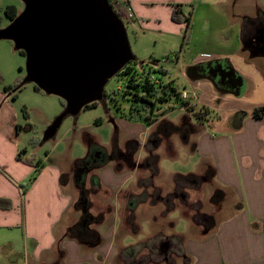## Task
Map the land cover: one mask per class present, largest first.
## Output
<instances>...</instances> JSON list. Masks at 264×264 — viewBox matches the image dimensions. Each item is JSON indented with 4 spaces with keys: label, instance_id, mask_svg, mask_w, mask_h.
Segmentation results:
<instances>
[{
    "label": "crops",
    "instance_id": "obj_1",
    "mask_svg": "<svg viewBox=\"0 0 264 264\" xmlns=\"http://www.w3.org/2000/svg\"><path fill=\"white\" fill-rule=\"evenodd\" d=\"M122 4L126 17L152 23L171 35L185 24L172 19L174 4H181L182 12L188 4L196 5V10L202 7L200 18L192 10L187 33L190 49L195 41L203 46L198 54L191 51L189 63L181 66L190 92L179 89L188 93V107H198V117L183 113L178 123L167 113L151 124L118 118L115 129L120 136H115L113 152L93 149L97 146L90 147L85 134L75 137L76 132L74 137L55 133L53 144L44 147L41 135L48 140L46 130L31 135L24 123L29 113L23 121L13 122L18 113L3 91L14 83L3 84L0 199H5V207L0 205V264H264V116H254V109L264 106V0H122ZM205 65L228 72L235 83L228 89L219 86L214 71L200 69ZM212 113L221 120L228 115L226 123L207 124ZM172 135L196 157L197 172L190 174L206 181L210 173L234 205L228 206L224 219L208 223L193 221L177 208L189 222L188 229L177 233L165 228L164 234L175 236L176 244L167 248L164 244L155 255L143 258L139 248L156 232V206H150L136 230L125 231L121 194L137 187V164L146 158L147 146L156 150L164 143L167 154L175 157ZM76 145L88 153L80 157ZM135 147L146 156L137 155ZM18 155L40 160L39 172ZM88 156L89 163L79 167ZM91 185L96 191L88 192ZM143 227L147 231L142 240L126 238V234L135 237ZM175 248H179L176 256ZM158 256L163 260L156 262Z\"/></svg>",
    "mask_w": 264,
    "mask_h": 264
},
{
    "label": "rangeland",
    "instance_id": "obj_2",
    "mask_svg": "<svg viewBox=\"0 0 264 264\" xmlns=\"http://www.w3.org/2000/svg\"><path fill=\"white\" fill-rule=\"evenodd\" d=\"M110 4L114 12L121 17L124 23L133 60L137 62V69L142 71L156 66L166 67L169 73L164 77V81L167 82L174 79L179 89L190 92L189 86L181 76V66H185L186 63H189L188 60L191 56L190 52L196 53L201 51L203 44L195 41L190 49L191 44H189V34L187 33L186 24L180 26L181 31L178 34L171 35L168 34L167 30L157 28L152 25V23L144 24L135 18L126 17V6L122 4V0H110ZM8 5H14L18 9L22 8L20 12L24 11L26 8V4L22 0H0V28H5L11 23L10 18H8L5 13V9ZM201 8L202 7L196 10V5L192 6L188 4L185 6L183 12L185 15H192L193 10V12H197V18H200L203 16ZM0 69L4 71V74L2 73L4 75L3 84L15 83L17 81L21 82L20 86L16 87L12 85V89L8 91H3V84H0L2 85L0 87L3 91L4 98L12 104L18 113V116L13 120L14 123L16 120L20 121L23 117L27 116L25 115L26 113L30 114L31 117H25L24 123L29 126L31 135L36 134L37 131L42 133L47 130L54 123L55 119L66 110V105L63 104V98L60 96L48 94L43 91H36L34 89V81L31 79L27 68V58L17 51L12 40L0 39ZM127 82V74L118 72L114 75L106 84L105 89L107 95L99 100V104L93 108H83L76 115H67L56 131L58 136L70 135L74 137V132H76L77 135L75 137H77L78 133H84L87 145H90V147L95 145L97 146L96 149L101 147L109 152H113L112 150L116 145L115 136L116 134L120 136L115 129L117 125H120L116 122L118 118H122L130 123L144 122L146 124L144 120L132 116L131 102L128 99L125 100L122 94L118 92L119 87L125 88ZM14 94H16V97L13 96ZM171 101H174V96H172ZM183 107V105L176 103L175 108L167 114L169 120L178 121L179 123L184 119L182 116L183 113H195L198 109V107H196L189 110ZM210 117L211 119L207 120L206 123L211 126L219 121H221L222 124L226 123L228 115H223L224 119L222 120L216 113H212ZM48 121H50V126L46 125ZM163 129L165 128L163 127ZM55 138L54 136L48 140H43L42 134L41 139L43 146L48 147L49 144H53ZM170 140L173 149L176 151L175 157H170L167 154L168 148L166 144L162 143L156 147V152L159 154L158 167L161 171V176L156 179V183L162 188L163 194H167L174 190L173 185L171 187L168 186L171 175H186L197 172L195 165L196 157L187 153L176 135H172ZM119 142L120 144L123 142L122 137L119 138ZM127 146H129L130 149L133 148V146ZM154 147V145L150 144V146H147L146 150L154 149ZM75 151V153L81 155L80 157L88 153L87 148L83 150L77 145L75 146ZM135 151H137L136 147ZM42 154L43 157H45L44 153ZM137 155H142V157H144L146 156V152L140 148L137 151ZM143 175H146V173L143 174L140 171L138 178ZM206 179V181H203L201 175L192 182V184L184 185L182 189L179 190V192L184 194L182 201L175 200V203L179 206L178 208L182 211L184 209L187 210L190 215L193 214V212L199 214L200 216H197V221L203 223H208V221L217 222L226 217L228 206L234 205V202L232 201L231 195L228 194L226 190L219 188L212 182L210 173H207ZM134 182H136V179H134ZM87 186L90 185L88 184ZM91 188L90 190L87 189L88 192H93L95 190L94 186ZM131 190L133 192L138 190V188L135 187ZM125 202L126 201L123 202L122 210V227H124L125 231H131L133 227L129 223H131L132 220L128 218L129 214L125 210ZM182 203H186L187 205L184 206ZM141 206L142 207H139L140 209L135 212V219L133 220L139 224L142 220L146 219V212L150 206L153 205L147 202ZM153 209H155L154 215L156 217H154L157 221L155 222L156 225H154L156 229H154V231L156 232L152 233V235L141 244L139 255L146 256L143 258H150L148 257L150 254L157 253L163 249L162 246L166 243L167 246H170L171 243L176 244L177 242L175 236L170 237L164 234L166 232L165 228L159 229L164 206L158 204ZM169 217L173 220L175 224L173 229L177 233L188 229L189 222L181 215L178 209L170 212ZM146 231L147 229L143 227L142 231L135 235V237L133 235L128 236V234L125 236H127L126 238L131 242H137L145 238ZM172 251L175 256L179 254V248L172 249ZM163 258L164 256H158L156 262H160ZM149 263L155 264L152 261H149Z\"/></svg>",
    "mask_w": 264,
    "mask_h": 264
},
{
    "label": "water",
    "instance_id": "obj_3",
    "mask_svg": "<svg viewBox=\"0 0 264 264\" xmlns=\"http://www.w3.org/2000/svg\"><path fill=\"white\" fill-rule=\"evenodd\" d=\"M22 1L25 10L0 28V39L25 51L34 83L66 101L45 132L48 139L67 115L101 100L108 81L133 55L124 23L105 0Z\"/></svg>",
    "mask_w": 264,
    "mask_h": 264
},
{
    "label": "trees",
    "instance_id": "obj_4",
    "mask_svg": "<svg viewBox=\"0 0 264 264\" xmlns=\"http://www.w3.org/2000/svg\"><path fill=\"white\" fill-rule=\"evenodd\" d=\"M107 1L110 3V0ZM180 6L181 4H174L172 19L177 23L185 22L186 28L188 29L190 27L191 15H184L180 9ZM5 13L11 21H13L20 14L17 7L14 5H8L5 9ZM17 51L20 54L26 56L24 50L20 49ZM136 63L137 62L132 59L120 71L127 74L128 82L125 85V88L119 87L118 89V92L122 94V97L125 100L128 99L131 102V114L133 117L144 120L148 124H151L160 116L167 114L169 111L175 108L176 103L186 106L189 110L194 109L192 106L188 107V104H190L188 93L186 97H183L182 91L179 90L175 80H170L167 82L164 81V77L167 75V72H165L161 66L139 71L136 67ZM3 83L4 75L0 71V84ZM20 84L21 82L17 81L13 86L18 87ZM10 89H12V86L4 87V91H8ZM34 89L36 91H43L36 83H34ZM106 95L107 91L104 89L103 98ZM13 96L16 97V94ZM172 96H174V101H171ZM62 100L63 104L66 105V101L64 99ZM98 104L99 100L91 102L90 104L86 105L85 108H93ZM194 114L198 117V113ZM254 116H264V106L256 107L254 109ZM93 149L96 150V147ZM97 149H101V147ZM18 159L28 164H35L36 171L37 173L39 172V165L41 163L40 160L35 161L36 158L23 159L20 155H18ZM89 160L90 156L82 159L79 161L78 166H85L89 163ZM158 161L159 154L156 152L155 148L148 149L146 158L137 164L140 171L143 174L146 173V175H148H143L138 178V190L133 192L132 190H126L121 194V198L126 201L125 210L129 214L128 218L132 220L129 224L133 227V230H136V227L138 226L137 223L133 221L135 219V212L140 205L147 202H150V204L153 206H157L158 204H162L164 206L161 214L162 221L160 223V227L173 229L175 224L172 220L168 219V217L170 212L179 207L177 203H175V200L182 201L184 194L179 192V190H181L186 184H192V182H194L198 177L195 174H176L172 178L174 190L167 194H163L162 188L156 183V179L161 176V171L158 167ZM34 178L35 177H33L32 180ZM4 201V198L0 199V205L2 207H5ZM183 205L185 206L187 204L185 203ZM182 212L184 216L189 217L193 221H196L197 216L199 215L196 212H193V214L190 215L185 209Z\"/></svg>",
    "mask_w": 264,
    "mask_h": 264
},
{
    "label": "flooded vegetation",
    "instance_id": "obj_5",
    "mask_svg": "<svg viewBox=\"0 0 264 264\" xmlns=\"http://www.w3.org/2000/svg\"><path fill=\"white\" fill-rule=\"evenodd\" d=\"M107 1V0H105ZM108 2V1H107ZM108 4L110 5V3L108 2ZM111 6V5H110ZM112 7V6H111ZM118 15V14H117ZM119 16V15H118ZM119 18L121 19V17L119 16ZM202 70H206L208 72L211 73V71H214L213 73H215V79L217 81V84L221 87H224V88H230L231 87V84H234L235 81L234 79H232L229 75L228 72H225L224 70H218L217 66L214 65V66H209V65H205V66H201ZM214 75V74H213Z\"/></svg>",
    "mask_w": 264,
    "mask_h": 264
},
{
    "label": "built area",
    "instance_id": "obj_6",
    "mask_svg": "<svg viewBox=\"0 0 264 264\" xmlns=\"http://www.w3.org/2000/svg\"><path fill=\"white\" fill-rule=\"evenodd\" d=\"M182 94H183V97L187 96V92H185V91H183Z\"/></svg>",
    "mask_w": 264,
    "mask_h": 264
}]
</instances>
